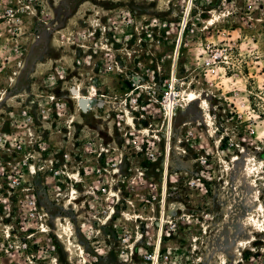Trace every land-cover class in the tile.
I'll list each match as a JSON object with an SVG mask.
<instances>
[{
    "label": "rangeland",
    "instance_id": "rangeland-1",
    "mask_svg": "<svg viewBox=\"0 0 264 264\" xmlns=\"http://www.w3.org/2000/svg\"><path fill=\"white\" fill-rule=\"evenodd\" d=\"M173 77L170 124L125 103L136 85L148 104ZM28 117L44 158L78 152L67 202L63 177L33 178L11 142L0 150L52 217L54 234L37 238L57 264H264V0H0V136ZM91 183L110 195L83 193ZM0 209V230L18 222L16 204L3 222Z\"/></svg>",
    "mask_w": 264,
    "mask_h": 264
},
{
    "label": "built area",
    "instance_id": "built-area-1",
    "mask_svg": "<svg viewBox=\"0 0 264 264\" xmlns=\"http://www.w3.org/2000/svg\"><path fill=\"white\" fill-rule=\"evenodd\" d=\"M185 30V26L183 27ZM167 89L164 94L160 93L158 88L149 89L146 91L147 94H151L148 98V104H141L139 102L135 91L139 90L140 87L133 86L134 89L130 91L125 99V103L128 101L132 109H135L140 116L143 113H147L149 106L155 109L157 114H162L167 121V115L173 116L176 106L177 99L180 96V92L177 88L176 77L166 82ZM142 92V90H139ZM60 104H57V106ZM148 105V106H147ZM61 106V105H60ZM26 124L21 131L17 134H7L0 136V150L4 143L11 142L12 149L15 154L20 156V163L27 169L31 177H36L37 174H50L52 177L58 178L63 177L68 181L71 186L67 197V202H72V197L77 198V189H73V186L78 185L81 182V172L78 169L77 156L78 152H75V144H71L72 149L67 152H62L60 156L51 155L50 158H44L45 153L48 152L49 144L43 143V139L34 131L31 118L26 119ZM41 144V145H39ZM38 145V151L36 147ZM29 150V151H28ZM153 153L150 156L153 157ZM76 163V164H75ZM18 164H3L0 162V208H7V211L1 217V222L4 219H9L11 216L10 207L16 204L18 209V215L16 220L18 221L14 225L3 224L0 230V253L4 255H11L15 258L14 264H36V255H41L40 258L44 264H57V257H55V246L52 243L46 242L45 245L37 238L40 235L54 234V230L50 228V223L54 224L51 220L52 217L38 206L37 202V191L34 185L32 187L21 184L20 172L17 169ZM9 173L7 180H4V174ZM102 194H109L110 191L106 189L98 190ZM98 191L94 189V185L91 183L88 186V190L83 193L92 197L98 196ZM24 194L22 199H18V194ZM111 197H114L111 195ZM74 198V199H76ZM21 204V207H20ZM1 210V209H0ZM25 221L32 222L33 226L26 227ZM177 223L170 220L167 223V229L174 230ZM56 235V234H55ZM36 237V238H34ZM123 242L127 241V237L122 239ZM36 250V254H30L29 252L33 249ZM32 248V249H31ZM44 254V255H43ZM160 251L153 254H149L144 258L146 261L158 262Z\"/></svg>",
    "mask_w": 264,
    "mask_h": 264
},
{
    "label": "bare ground",
    "instance_id": "bare-ground-1",
    "mask_svg": "<svg viewBox=\"0 0 264 264\" xmlns=\"http://www.w3.org/2000/svg\"><path fill=\"white\" fill-rule=\"evenodd\" d=\"M212 19V18H211ZM183 25H184V23H183ZM182 25V26H183ZM181 36H182V30L180 31V33H179V36H178V43H180V40H181ZM177 49V48H176ZM77 93V92H76ZM75 96V95H74ZM188 98V100L189 101H191V102H193V101H196V100H199V97H198V94H196V93H193V92H189L188 93V96H187ZM76 100V99H75ZM181 101H187L186 100V98H182V100ZM188 101V102H189ZM78 102V101H77ZM187 102V103H188ZM186 104V103H185ZM187 105V104H186ZM202 105H203V103H202ZM205 115V114H204ZM207 116V118H209V115L207 114L206 115ZM167 121L169 122V124L171 123V114H168L167 116ZM208 120H210V119H208ZM210 124V123H209ZM171 126V125H170ZM169 127V126H168ZM169 132V131H168ZM168 156V155H167ZM255 187V186H254ZM256 188V187H255ZM252 202V200L251 199H245V207H252L253 206V203H251ZM264 219V218H263ZM67 228V227H66ZM68 229V228H67ZM257 232H253L252 233V235H254V234H256ZM61 236H59V238H64V236H65V239H66V244H67V250H68V253L69 254H71V252H72V248H70V239H69V237H68V231L66 230V229H64V228H62V230H61ZM70 234V233H69Z\"/></svg>",
    "mask_w": 264,
    "mask_h": 264
},
{
    "label": "water",
    "instance_id": "water-1",
    "mask_svg": "<svg viewBox=\"0 0 264 264\" xmlns=\"http://www.w3.org/2000/svg\"><path fill=\"white\" fill-rule=\"evenodd\" d=\"M70 93L71 94H74L75 93V88L74 87H71L70 88ZM78 106H79V108L81 109V111L82 112H86L87 110H88V100H86V99H84V98H82V99H80V100H78Z\"/></svg>",
    "mask_w": 264,
    "mask_h": 264
}]
</instances>
